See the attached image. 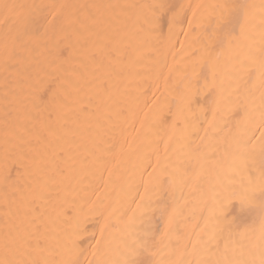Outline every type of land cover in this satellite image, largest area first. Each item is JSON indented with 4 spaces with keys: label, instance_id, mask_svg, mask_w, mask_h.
Returning <instances> with one entry per match:
<instances>
[{
    "label": "bare ground",
    "instance_id": "bare-ground-1",
    "mask_svg": "<svg viewBox=\"0 0 264 264\" xmlns=\"http://www.w3.org/2000/svg\"><path fill=\"white\" fill-rule=\"evenodd\" d=\"M262 182L264 0H0V261L260 264Z\"/></svg>",
    "mask_w": 264,
    "mask_h": 264
},
{
    "label": "snow or ice",
    "instance_id": "snow-or-ice-1",
    "mask_svg": "<svg viewBox=\"0 0 264 264\" xmlns=\"http://www.w3.org/2000/svg\"><path fill=\"white\" fill-rule=\"evenodd\" d=\"M61 7H64L63 5H61ZM80 7H89V6H84L81 5ZM219 7L221 8H227V5H220ZM53 15V19H55V13H52ZM52 21H47V25H45V29L47 30V26L51 25ZM79 24V29L75 28L74 26ZM67 26L68 27H72L73 31L76 32L77 34H79L80 29H83L84 31H91L89 26L85 25L82 21H78L75 19H68L67 20ZM220 25H218L219 27ZM58 53H59V49H57ZM51 113L49 114V118H51ZM260 192V196H261V207L264 208V182H262L261 188L259 190ZM255 196V193H253L251 196H246L245 198H242L241 200V208L243 209V207L251 200L253 199ZM0 264H12L11 261H0ZM128 264H139V261L136 260H132L129 261ZM245 264H247V262H245ZM254 264V262H253ZM260 264H264V253H262V258L260 261Z\"/></svg>",
    "mask_w": 264,
    "mask_h": 264
}]
</instances>
